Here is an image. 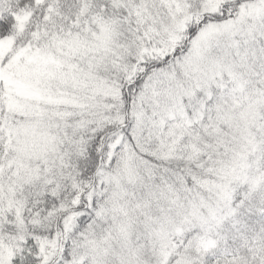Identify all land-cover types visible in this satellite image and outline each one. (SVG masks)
<instances>
[{"label": "snow or ice", "instance_id": "snow-or-ice-1", "mask_svg": "<svg viewBox=\"0 0 264 264\" xmlns=\"http://www.w3.org/2000/svg\"><path fill=\"white\" fill-rule=\"evenodd\" d=\"M0 264H264V0H0Z\"/></svg>", "mask_w": 264, "mask_h": 264}]
</instances>
